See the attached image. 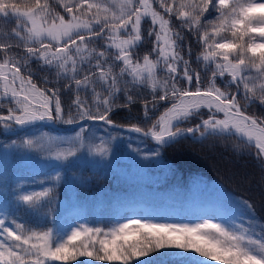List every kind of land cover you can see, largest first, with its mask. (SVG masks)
<instances>
[{
    "label": "snow or ice",
    "instance_id": "1",
    "mask_svg": "<svg viewBox=\"0 0 264 264\" xmlns=\"http://www.w3.org/2000/svg\"><path fill=\"white\" fill-rule=\"evenodd\" d=\"M156 2L160 11L153 7V0H0V17L16 20V27L8 33L16 43L0 42V104L5 99L12 104L6 109L0 107V113H5L0 114V127L12 129L45 121L77 124L79 130L71 137L42 134L49 145H56L55 150L45 148V141L39 137L25 138L20 144L65 161L85 147L101 156L111 151L109 143L117 137L108 133L107 140L101 137L98 145L92 144L95 137L91 127H85L88 121L102 122L119 132L127 129L154 141L151 152L135 149L145 160L159 158L161 148L176 144L186 134L199 132L198 139L237 135L254 147L256 158L264 165V111L250 114L253 105L264 109V2L181 0L178 8L174 0ZM213 14L214 19L207 20ZM173 17L179 29L193 34L205 46L206 51L195 60L214 63L210 75L202 77L200 71L191 68L192 46L183 45L181 31L171 26ZM146 19L151 24L147 37L154 40L141 64L133 57L143 43L142 24ZM101 40V50L89 47ZM113 48L115 53L110 51ZM152 54H156V61L150 59ZM33 61L54 68L57 80L70 81L64 88L75 89L71 103L64 104L60 88L37 86ZM117 62L123 66L114 72ZM158 64L166 74L163 80L156 76ZM226 76L222 89L216 80ZM48 82L45 77L44 83ZM144 83L150 85L152 94L151 99L143 100V119L116 123L112 118L115 110L133 105L139 96L134 99L130 92ZM80 92L86 96L81 98ZM121 93L125 103L117 105ZM160 101H171V106L152 120ZM202 109L208 110L207 118L201 115ZM193 117H199V123L179 126ZM63 144L68 147L61 148ZM60 179L57 172L51 178L52 185L42 191L24 192L17 186V207L49 215L55 210ZM239 203L254 211L247 201ZM10 216L6 205L0 203V264H153L152 257L160 256L161 250H181L164 254L180 256L188 264H197L191 253L216 264H264V224L255 231L254 215L240 223L235 219L225 223L206 219L195 224L153 223L147 218L129 217L107 230L80 225L68 232L53 228L37 231Z\"/></svg>",
    "mask_w": 264,
    "mask_h": 264
},
{
    "label": "trees",
    "instance_id": "2",
    "mask_svg": "<svg viewBox=\"0 0 264 264\" xmlns=\"http://www.w3.org/2000/svg\"><path fill=\"white\" fill-rule=\"evenodd\" d=\"M16 2L24 3L25 0H16ZM180 2L181 0H174V7L178 8ZM259 2H264V0H259ZM153 7L160 11L156 0H153ZM56 10L62 12L61 9ZM166 18L168 17L166 16ZM213 19L214 14L207 16V20ZM171 26L181 31L184 36L183 45L191 44L192 46L191 68L201 73L203 72L204 74L202 73V75L206 77L205 73L207 71H204L206 65L204 66L202 62L197 63L195 60V57L202 55L205 51L204 49H206L203 43L198 42L197 37L193 34L179 29L178 22L174 17L171 20ZM14 28L15 23L12 20L0 17V42L8 40L10 43H16L14 39L8 37V33ZM142 35L144 40L136 49L137 58L143 57L144 54L149 53L151 50L152 39L147 37V30L143 24ZM225 35L231 38L230 33ZM216 42H219V38L216 39ZM209 43H212L211 39H209ZM22 49L23 46H21V54H23ZM185 59H190V57L185 55ZM31 68L35 73L33 81L38 87H58L61 89V99L64 104L71 103L76 93L74 88L65 90L64 86L70 83L69 80L63 78L57 80L54 68L41 67L35 61L31 62ZM113 71L118 72L119 66L114 67ZM23 74L27 76L28 72L24 71ZM45 77L49 81L47 84L44 83ZM77 78L80 77L78 76ZM126 78L130 79L131 77L128 75ZM97 91H100V89H97ZM157 91L159 92L160 90L158 89ZM130 94L134 95V99L138 95L139 99H136V102L133 105H129L128 108H117L115 110L112 118L118 124L138 123L143 119L142 103L143 100L151 99L152 89L150 85L144 83L143 86H138ZM79 95L81 98L86 96L84 92H80ZM87 95L90 96L91 93L89 92ZM241 102L243 103V100ZM124 103V94L121 93L116 100V104L122 105ZM170 103L171 101H160L156 110L152 113V120H155ZM260 111H264V109H259L256 105H253L250 109V114H258ZM201 115L205 118L207 111L202 110ZM191 120L192 122L197 121L198 118L193 117ZM58 124L68 126L62 123ZM89 124L97 129L106 128V126L101 124ZM150 125L151 121H148L147 126ZM46 128L50 129L49 127ZM23 132L24 130L19 129L8 132L0 127V185L4 186L7 210L11 213L9 219L15 218L19 223H26L37 231H44L50 224L48 216L58 209L63 194L59 190L55 191L56 202L53 205L55 210L44 216L27 209L25 206L18 208L17 195L8 194L5 189V187L10 186L11 175L22 173L20 171L22 167L19 162L20 155L16 154V147L22 141L21 135ZM119 134L135 139L137 141L134 143L135 146L143 149L144 152H151L155 147L149 140L139 137V135L127 132H119ZM135 140L130 141L133 142ZM13 141L16 142L15 145L12 144ZM142 145L145 148L141 147ZM144 161L146 166L144 172L145 174H150L153 179L149 184L144 181V184H141L142 187L145 188L149 185L151 189L181 202L207 204L215 207L218 211L217 218L222 223L230 219H235L237 223H240L241 219L247 221L249 217L254 215L256 217L255 231L259 232L261 230V225L264 224V165H261L256 158L254 147L250 148L243 140L238 139L234 135H209L204 139L184 136L176 144L161 148L159 158L144 159ZM78 175L79 177L84 176V179L90 183L93 189L101 186L111 191V189L116 188L114 183H112L113 177H116L114 179L115 182L120 180L112 170L105 169L101 173L97 166L91 167V170L85 167ZM89 175L92 176L87 178ZM100 175H102L101 178L99 177ZM242 200L250 203L254 211L249 212L247 208L240 204L239 202ZM129 240H132V238ZM167 251L170 250H161L160 256H153V264H188L187 261H180L175 255H165L164 253ZM93 264H102V262H93Z\"/></svg>",
    "mask_w": 264,
    "mask_h": 264
},
{
    "label": "rangeland",
    "instance_id": "3",
    "mask_svg": "<svg viewBox=\"0 0 264 264\" xmlns=\"http://www.w3.org/2000/svg\"><path fill=\"white\" fill-rule=\"evenodd\" d=\"M89 2H104V0H89ZM2 19L12 20L16 27L15 18L10 17ZM143 26L147 30L151 26L150 20L146 19ZM151 39L152 48L154 37ZM103 44L104 41L101 40L95 44H90L89 47H95L97 51H99ZM204 50L206 51V49ZM110 51L115 53L116 50L113 48ZM133 59L134 62L139 59V62L143 64L142 57L137 58L134 56ZM150 59L156 61V54H152ZM201 62L204 63V66L206 65L207 68V73H205V75H210L215 64L212 62L205 64L202 60L199 63ZM116 66H119L120 68L123 65L117 62ZM161 66L162 64L157 65L156 76L158 79L163 80L166 78V74L160 70ZM202 73L201 76L204 77ZM227 79V76L223 79L218 78L216 84L224 89L225 81ZM204 83H207L206 79L204 80ZM231 90L234 91V89ZM11 106L12 104L7 99L0 104V107L4 109ZM165 109H163L162 112ZM202 110L208 111L207 109ZM195 118H198L197 121H199V117ZM205 118H207V116ZM189 121L182 122L179 126L182 127ZM89 126V123L85 124V127ZM14 129L18 128L14 127L5 130L11 132ZM19 130H24L21 135L22 140L25 138L39 137L41 140L45 141V148L51 147L55 150L56 145H49L46 138L42 135L43 133H48L52 137L65 138L74 136L79 128L76 127L69 131H55L51 128L47 129L43 125L36 124ZM91 130L95 137L91 140V143L94 145L100 143L101 137L107 140L108 133L117 137L116 140L109 143L111 151L107 156H101L94 152L90 153L87 150V147H85L77 153L76 157H69V159L65 161L57 160L42 151L21 147V143L16 147V154L20 155L19 162L22 164V167L20 168L22 173L19 172L11 175L10 186L5 187L8 194L19 195L20 193L15 191L17 186H20L24 192L42 191L43 188L52 185L51 178L55 176L57 172L61 175V179L55 191L57 192V190H59L63 194V198L58 209H56L52 215L48 216L50 224L45 230L53 228L54 230L58 229L68 232L70 229L80 225H85L91 228L101 227L107 230L108 227L115 223L126 222V219L129 217L133 219L147 218L153 223L195 224L202 223L206 219H211L214 223H222L217 218L218 211L215 207L207 204L181 202L151 189L149 185L145 188L142 187L141 184L144 181L149 184L153 178L150 177V174L147 173L148 176L144 172L146 169L144 156L135 151V149L139 148L134 144L137 142L135 139L126 136L124 137L119 134V131L110 128L107 129V127L98 129L91 127ZM198 134L199 132L194 135H189V137L194 138L195 136L197 138L194 139H198ZM130 140L135 141L131 142ZM60 147L67 148L68 145L63 144L60 145ZM141 147L145 148L143 145ZM93 166L99 167L101 173L105 169L112 170V172H114L120 179L115 182L114 179H116V177L113 175L112 183H114L116 188L113 190L111 189V191L101 186L97 189H93L90 183L84 179V176L79 177L78 174L81 170L85 169V167L86 169L91 170V167ZM91 176L92 175H89L87 178ZM99 177L101 178L102 175ZM4 192V186L0 185V203L5 204L7 207V200L4 197ZM130 238L133 237L130 235L129 239ZM170 251L179 252L181 250ZM191 255L195 256L197 264H216L215 261L201 257L198 254L191 253ZM176 257L182 261L180 256Z\"/></svg>",
    "mask_w": 264,
    "mask_h": 264
},
{
    "label": "water",
    "instance_id": "4",
    "mask_svg": "<svg viewBox=\"0 0 264 264\" xmlns=\"http://www.w3.org/2000/svg\"><path fill=\"white\" fill-rule=\"evenodd\" d=\"M0 114H5V113H0ZM79 123H83V122H79ZM87 123H93V124H101V125H103V123L102 122H99V121H88ZM196 123H199V121H197V122H188V123L184 124L182 127H184V128L191 127V126H194ZM36 124L43 125V126H47V127L51 128V129H53L55 131H69V130H72V129H75L76 127H78L77 124H72V125H69V126H62V125H59L57 123L53 124V123H50V122H47V121H45V122H36L34 125H36ZM26 127H28V126H25V127H18L17 126L16 128H18V129H24ZM106 127H108V126H106ZM108 128H110V127H108ZM123 132H127V133H130V134H135V133L128 132L127 129H125ZM136 135H138V134H136ZM186 135L189 136V134H186ZM235 136L238 139H240L237 135H235ZM146 139H148V138H146ZM148 140L155 145V142L154 141H152L150 139H148ZM243 141L247 143L246 140H243Z\"/></svg>",
    "mask_w": 264,
    "mask_h": 264
},
{
    "label": "bare ground",
    "instance_id": "5",
    "mask_svg": "<svg viewBox=\"0 0 264 264\" xmlns=\"http://www.w3.org/2000/svg\"><path fill=\"white\" fill-rule=\"evenodd\" d=\"M170 106H171V104H170L168 107H170ZM168 107H167V108H168ZM164 111H165V110H164ZM164 111H163V112H164ZM163 112H162V113H163ZM162 113H161V114H162ZM161 114H160V115H161ZM220 118H223V117L220 116ZM189 135H192V134H189Z\"/></svg>",
    "mask_w": 264,
    "mask_h": 264
}]
</instances>
